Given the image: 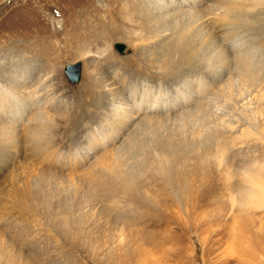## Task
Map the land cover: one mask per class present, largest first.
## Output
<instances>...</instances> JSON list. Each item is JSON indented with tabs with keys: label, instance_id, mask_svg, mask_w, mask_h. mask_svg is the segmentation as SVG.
Wrapping results in <instances>:
<instances>
[{
	"label": "rangeland",
	"instance_id": "rangeland-1",
	"mask_svg": "<svg viewBox=\"0 0 264 264\" xmlns=\"http://www.w3.org/2000/svg\"><path fill=\"white\" fill-rule=\"evenodd\" d=\"M262 5H258L257 11H254L256 13L248 18L247 27L236 30L239 35L235 34L233 42L224 43L231 52H247L252 69L261 79L256 77L258 82H251L244 77L245 82L242 76H237L236 80L240 83L234 81L236 88L231 86L234 93L230 91V95L233 94V100H229L232 105L222 101L227 105L223 109L225 119L236 120L240 114H236V111L241 109L245 112V115H238L240 122L235 123V130L226 133L229 146L222 161L216 146H212L207 136L211 133L206 128L201 131L199 123H189L183 130L180 129L183 121H168L159 128L143 126L139 130L142 133L138 131L135 147L126 154L127 157L124 155L121 163V168L125 167L124 172L132 173L137 178L139 172L142 175L141 181L137 179V186H134L138 189H134L138 194L137 199H122L119 206L111 208V204L107 207L104 201H95L90 209L85 207L86 202L77 206L79 201L76 199L81 197L78 194L84 192L86 185L85 175L87 179L91 173H101L104 165L95 163L108 157L107 149L92 156L84 167H73L72 171L77 173L73 178L81 179L79 184L82 189L79 188L81 191L78 190L77 195L71 193L76 197L72 198L73 208L65 206L66 213H61L57 207L46 210L40 196L32 198L31 211L18 206L24 190L33 188L31 191L35 193V186H40L29 161L19 157L0 178V204L4 208L10 204L13 206L12 211L0 210V264H264V206L250 204L247 198L249 184L241 173L249 166L257 174V181L264 180ZM143 10V0H0V88L4 85V76L17 69L16 65H21V69L27 66L30 70L34 69L35 78L38 73V79L44 77L45 81L41 82L42 86L39 84L40 87L36 86L23 96H28L27 99L35 104L33 110L45 105L44 110H49L48 107L52 108L55 104L57 107V98H60L61 132L64 137L68 136L63 146L66 149L83 147L86 138L94 132L95 127L99 128L103 118L111 112L107 110V105H99L110 91L119 94L121 89L125 95H130L133 88L136 90L132 93L140 95L144 87L157 90L161 87L174 97V89L184 87L180 80L183 76L177 75L182 68L199 66L201 59H204L202 63L207 68H212L215 62L212 58L215 53L209 52L200 58L188 57V60L178 62L166 71L164 50L174 48L183 21L173 22L175 34L169 36L165 43L157 45L155 43L159 38L155 31L149 29L150 24L145 21ZM57 21L61 24L58 25ZM197 39H185L183 46L189 44L184 48L200 55L203 47L200 39ZM115 41L126 44L130 53L126 56L120 54L113 47ZM18 60L21 63L15 64ZM76 60L82 62L83 72L80 82L73 85L66 78L63 67ZM164 72L170 73V78H163L161 74ZM207 74L212 76V72ZM204 77L206 79L207 76ZM228 77L229 74H226L224 80ZM207 79L209 84H213L210 78ZM120 80L124 83H120ZM212 86L207 91V98L213 96L215 89ZM50 87L55 90L54 94L50 93L54 97L57 94V101L44 95ZM244 88H248L247 93ZM211 89L213 92H210ZM32 93L37 95L32 97ZM237 94L240 97L237 98ZM43 96L46 102L41 106L36 100ZM241 97L246 99L241 101ZM242 102L243 105L247 104L246 108L250 106L249 113L246 109L248 114L242 109L245 108ZM234 106L240 108L232 109ZM251 107L254 112L250 110ZM246 125L252 126V129ZM247 127L249 133L245 132L242 136L241 131H247ZM194 130L197 135L204 133L202 138L195 136L198 143L192 140ZM251 131L254 133L250 134ZM233 137L241 138L234 146L230 143ZM204 142L211 148L202 150ZM194 144H200V147ZM156 152L159 159L155 156ZM160 160H165L167 171L162 166L158 167ZM124 161H128V164ZM252 164L254 166L251 167ZM90 165L93 166L87 169ZM150 165H154L153 168ZM117 167L120 169V165ZM163 188L165 192H162L168 198L167 208L165 203L159 202L162 196L160 189ZM122 212L127 214H122V219L117 222L116 216ZM80 214L83 216L80 217ZM148 215L162 224L150 226L146 221ZM140 216L144 217L143 223ZM124 223L131 225L126 227V238L121 241L118 234L119 229L126 226Z\"/></svg>",
	"mask_w": 264,
	"mask_h": 264
},
{
	"label": "bare ground",
	"instance_id": "bare-ground-1",
	"mask_svg": "<svg viewBox=\"0 0 264 264\" xmlns=\"http://www.w3.org/2000/svg\"><path fill=\"white\" fill-rule=\"evenodd\" d=\"M261 4L264 5V0H143V11L145 12L144 19L147 24H150L149 29L151 28L153 30L152 32L155 31L157 38H159L156 40L155 44L160 45L165 43V40L170 38L169 36L175 34V29H173L172 26L174 24L173 22H175L176 20H178L179 22L183 21L181 23V26H183L180 28L181 32H177V36L175 35V39L177 40L174 41L176 42L174 48H172L171 50H169L168 48L169 51L164 50V57H167L166 71H169L171 66H173L174 64L183 60H188V57L200 58V56L203 57L209 52L215 53V56L212 57L214 58L215 62L213 63L212 68H207V66L202 63L204 59H201V61L199 62V66H189L188 68H185V66L184 68H182V71H180V73H177V75H179L180 77L183 76L180 80L181 85L183 84L184 87L179 86L178 88H175L174 97L168 95L167 92L165 90H162L161 87L159 88V90L150 86L144 87L142 89L143 92H141L140 95L132 93L134 92L133 90H136L133 88L131 89L132 92L129 93L130 95H125L123 93L124 91L122 92L121 89V91L119 90V94L116 92V94H114L113 91H110V93L107 94L103 100L101 99L102 102L101 104L99 103V105L102 107L107 105V110H110L111 112H108V114H106V116L103 118V122L99 124V128H94L96 131L94 130V132L86 138L85 145H82L83 147L80 148H72L70 145L69 147L71 148L66 149L63 146L68 136L64 137L63 133L61 132V114L59 112V109L61 107L60 98H57L59 102L57 104V107H55L56 104L52 102V104L55 105L52 108L48 107L49 110L43 109L47 107L46 105L43 108L38 106L35 110H33L32 106L35 104L27 99V93V98L24 97L25 92H28L30 90L32 91L36 86H39V84L41 85V82L45 78L42 77L41 80L38 79V73L37 77L35 78L36 75H33V71L35 72L34 69L30 70L28 66L21 69V65H16L15 68L17 69H13L12 73L9 71V76H4V80H2L4 85L0 88V178L7 170H9L11 166L16 163L19 157H24L25 160L29 161L28 163L31 165L32 171L35 174L36 179H34L38 181L40 185L35 186V193H32L31 191V189L33 188L24 190L18 202V206L23 207L27 211H31L33 206L32 198H34L35 196H40L42 199V205L46 210L49 211L54 207H57L61 209V213H66L65 206L73 208V199L76 198L73 197L71 193L73 195H77V191L82 189L81 184H79L81 179L78 178L77 180H75L76 178H73V176L77 174L72 171L73 167L83 166L92 158V156H95L96 154H98V152L105 151L107 149H109L108 157L103 158L102 162L100 160H97L95 163V165L97 163H102L104 165L101 169V173H99V171L96 174L91 173L90 175H88L87 179V174L85 175L84 182L86 183V185L84 187V192L78 194L81 197L79 199H76V201H79V204H77V206L80 207L86 202L85 207L87 209H90L94 206L95 201H104L105 204L107 202V207L110 203L111 208L113 206H119L121 204L120 200L122 199H137L138 194L135 191L137 189L135 188L137 186V183L135 182L137 181V179H140L141 181L142 175L139 172V177L137 178L132 173L124 172L123 169L125 167L121 168L123 167L121 163L123 162L122 158L124 157V155L129 154L132 151L135 140L138 137V131L143 126H152L153 128H159L162 125L164 126V124L168 123V121H183V125L180 126V129L183 130V128L186 129L185 126L189 123H193L194 125L196 123H199L201 124L199 126L201 131L202 129L206 128L211 133V135L207 136H209V141L211 140L210 142L212 143V146H216L218 150L217 152H219L220 155V160L222 161L224 158L223 155L227 152L229 146V137H226V133L228 131L233 132L235 130V123L240 122L238 115H245L243 114L245 112L241 111L240 109L239 111L241 112H235L236 114L237 112L240 113L237 115L236 120L232 118L225 119V116L223 115V109L227 105L223 104L224 102L222 103V101L224 100L225 102H229L230 98L232 99L233 94H230L231 92L234 93V89L233 91H231V89L236 88V82L234 81H237V76H242L243 79L245 77L246 80L249 79V81L251 80V82H253L254 80L258 82V80L261 79L259 75L256 76L258 73L256 74V72L252 69L250 58L248 57L247 52H243V50L231 52L229 51L227 46L224 45V43L226 44L232 41L235 34H237L236 30L242 27V29H244V26H248V18L251 17L253 13H256L254 12L256 10V7ZM59 23L60 21H57L58 25ZM205 29L208 32H206ZM170 31H172V33ZM196 37L200 39L199 43L203 47L200 55H198V52L192 50L190 51L188 48H184L186 45L183 46L185 39L193 40ZM141 41L143 42L144 40ZM233 45L234 44H232V47ZM187 46H189V44ZM122 55L126 56V54ZM146 59L147 58H145V60ZM17 62L18 64L21 63V61L19 60L14 63L16 64ZM18 68H20V70H18ZM207 70V73L212 72V76L209 77V75L204 72ZM82 72L83 65L81 69V75ZM192 73L194 74L192 75ZM226 74H229V77L224 80ZM177 75L176 77H178ZM203 75H206L208 78H210L213 81V84H209L207 77L206 79L205 77L202 78ZM161 76L163 78H170L171 75L170 73L164 72L161 74ZM256 77H259V79L257 80ZM32 79H35V81H33ZM240 79L239 80L243 82V79ZM121 80L120 83H122ZM129 80L130 78H128V81ZM131 80L133 81L134 78ZM124 81L126 82V80ZM237 83L240 82L237 81ZM210 85H213L214 88L213 86L212 88L215 90L213 92V89H211L210 92H213V96H208L211 98H207V91L209 92ZM231 86L234 87L231 88ZM37 89L35 90L37 91ZM244 89V91L247 93L246 89L248 88ZM47 90V93L44 94L45 96H47V99L51 97V99L55 100V97L57 95L55 94V97L53 96L55 90L52 87ZM50 91L53 94H51ZM237 91L240 95L241 91H239L238 89ZM37 93H32L31 96L33 97L34 94L36 96ZM246 93L245 95H250ZM41 95L42 94H40V96ZM240 96H238L237 94V98ZM43 97L42 99L38 97L40 100H36V97V102L38 101V104H45L46 97ZM244 97H241V99H239L243 101L242 99ZM251 97L254 96L252 95ZM245 99L246 98H244V100ZM47 103H49L48 100ZM229 104L231 103L229 102ZM236 104V106L238 107V103ZM244 105L242 102V106ZM246 105L245 108L242 109H245V111L247 109L249 113L248 108L250 106L246 108ZM41 106H43V104ZM236 106L232 107V109H235ZM237 107L236 109L238 110L240 107ZM250 110L254 112L253 107H251ZM234 115L233 117L236 116ZM250 127L252 126H249V128ZM249 128L247 129V131L242 130L241 135H245V132H248ZM195 130L192 133L194 135V139L192 140H195V142H197L195 139V136L197 135L195 133ZM201 131L199 130L198 132ZM252 133L254 132L251 131L250 134ZM202 135H204L203 132L199 133L196 137H198L199 139V137L202 138ZM239 140H241L240 137H235L230 143H232V145L234 146ZM203 144L205 146H202V150L206 149V147H209L208 143L204 142ZM196 145L200 147V144ZM170 150L171 149H169V151ZM131 154L133 156V153ZM155 156L158 157V153ZM159 158L160 157H158V159ZM167 159L168 158H166L165 160ZM164 161L160 160V165H157L158 167L162 166V168L167 171V169H165L166 164L164 163ZM127 162L124 161V163ZM119 165L120 169H118L117 167ZM92 166L93 165H90L87 169L91 168ZM153 166L154 165H152L151 167L150 165L149 167L153 168ZM252 166L254 165L252 164L251 167ZM248 167L246 170L241 172L242 176L249 184L247 198L250 201L248 199L247 200L250 202V204L255 203V205L257 204L258 207H262V205L264 206V180L257 181V174L252 171V168ZM158 171L161 173V170ZM163 189H160V192H165V189ZM66 191H70V193L68 192V194ZM163 192L161 195L164 197V199H162L161 196L159 202L165 203L167 208L168 198L166 197L167 195ZM125 195H128V198H125ZM54 200H56L57 202L53 203ZM61 206L62 208H60ZM0 210L12 211L13 206L10 204L8 207L4 208L2 207V204H0ZM86 212L84 214H86ZM122 214L127 213L122 212L120 213V216H116L117 222L122 219ZM81 216L83 215L80 214V217ZM143 221L144 217L140 216V222L143 223ZM146 221L150 226L153 227L160 224L150 215L146 217ZM124 225L126 224L124 223ZM130 225L131 224H127L125 227L123 226V228L119 229L120 234H118V238H121V241L125 240L126 227ZM139 239L136 240L138 241Z\"/></svg>",
	"mask_w": 264,
	"mask_h": 264
},
{
	"label": "water",
	"instance_id": "water-1",
	"mask_svg": "<svg viewBox=\"0 0 264 264\" xmlns=\"http://www.w3.org/2000/svg\"><path fill=\"white\" fill-rule=\"evenodd\" d=\"M113 47L122 54H129L130 48L123 42L115 41ZM82 62L76 60L71 63H67L63 67L64 74L68 81L72 84H78L81 77Z\"/></svg>",
	"mask_w": 264,
	"mask_h": 264
}]
</instances>
